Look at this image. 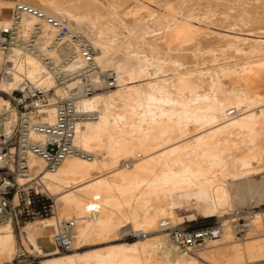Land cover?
<instances>
[{"label": "bare ground", "instance_id": "obj_1", "mask_svg": "<svg viewBox=\"0 0 264 264\" xmlns=\"http://www.w3.org/2000/svg\"><path fill=\"white\" fill-rule=\"evenodd\" d=\"M133 1L31 0L25 4L48 16L67 19L73 31L89 38L96 51L98 67L115 70L121 87L110 94L99 93L73 104L75 111L70 117H77L73 140L77 153L71 154L54 170H45V163L40 158L29 160L36 173H43L42 187L60 202L61 213L73 214L79 220L76 242L80 244L94 236L104 238L119 232L127 225L136 233L155 231L158 226L162 227L163 221L175 227L174 210L192 201L202 206L203 214L209 217H222L233 201L253 206L251 208L264 205V178L261 182L255 178L264 170V27L257 28V24L264 23V18L255 16L245 20L248 28L230 35L236 33L228 26L223 29L226 34L202 32L200 27L192 25L189 16L181 20L162 16L161 22L167 24L160 37L165 54L176 49L184 51L192 41L213 44L223 40L227 50L225 60L236 56L243 58L233 65L227 63L207 69L205 74L200 71L201 76H208L207 83L206 80H194L192 74L177 73L169 79L136 85L150 76L149 55L143 56L133 48L132 40L126 41L127 37L122 36L120 47L116 49V39L104 41L102 30L90 38L92 33L89 31L98 19H103L110 31L121 28L130 36L132 30L128 20L138 25L142 12H147L148 15L145 14L150 17L156 15L143 2H136L132 7ZM226 1L228 4L237 2V5L240 1L247 5L248 1H253L254 4L249 3L253 6L251 9L264 10V0ZM14 7L12 2L0 0V26H11ZM244 12L247 14L248 11L241 13ZM91 13L96 19L90 17ZM36 24L43 26L37 39L39 57L26 55L24 62L28 68L25 74L33 79L38 75L44 78L53 71L65 75L78 73L83 66L80 54L72 61L64 62L74 48L68 41L52 48L55 33L47 24L24 16L20 24L23 36L27 37ZM119 35L121 37L122 32L113 38ZM246 45L250 46V52L244 51ZM155 50L158 53L159 50ZM115 51L117 55H114ZM185 57L189 59L188 55ZM190 58L193 60L195 53L192 52ZM46 60L55 65L48 73ZM161 61L156 62L158 70L164 68L167 60ZM210 61L218 62V56L213 54ZM173 66H178V62L174 61ZM46 80L52 85V78ZM98 83L104 85L103 81ZM0 101L2 107L4 101ZM232 110L238 111L232 116L234 118L229 116ZM44 113L47 115L45 123L54 125L57 110L50 107ZM130 159H135L132 169L122 171L131 165L122 162ZM117 167L120 170H114L111 177L92 178ZM187 219L194 220L195 217L188 216ZM41 226L40 230L46 231L54 226V221L45 220ZM263 227L264 223L257 219L250 229L254 234L250 239L263 238L258 236ZM28 235L35 248L46 257L37 243L38 233L29 230ZM225 241L223 238V244L219 245L227 246ZM155 243L168 245L166 237L157 238ZM14 244L8 223L0 230V261L10 257ZM152 250L147 244L116 245L107 248L106 252L64 255L42 264H153ZM209 255L217 260L237 263L246 258L248 264H264V240L254 241L244 248L233 246L214 250Z\"/></svg>", "mask_w": 264, "mask_h": 264}, {"label": "built area", "instance_id": "obj_2", "mask_svg": "<svg viewBox=\"0 0 264 264\" xmlns=\"http://www.w3.org/2000/svg\"><path fill=\"white\" fill-rule=\"evenodd\" d=\"M24 16H30L47 24L55 33L54 44L68 41L74 51L64 62L72 61L78 55L83 61L78 73L65 75L51 70L55 67L50 60L45 61L46 73L42 78H29L25 73L26 55L38 58L37 39L43 30L36 24L27 37L23 36L20 24ZM49 48V49H52ZM0 100L4 105L0 110V230L12 223L21 214V206L32 211L33 216L43 218L47 209L36 211L33 203L39 197L27 191L33 187H42L41 173L31 168L29 160L40 158L46 168L54 170L71 154L73 148L75 121L70 117L75 111L73 104L88 98L95 91L111 88L114 84L112 73L102 72L95 58L96 51L86 37L73 31L65 18L48 16L42 11L22 4L14 7L11 26H0ZM106 75H110L107 77ZM52 78L49 85L47 78ZM107 77V80H106ZM104 82L101 85L98 82ZM57 110L54 125H47L44 113L48 108ZM232 110L229 116H236ZM264 174V170H263ZM31 185L29 188L26 186ZM227 223H208L198 227L179 225L172 227L168 221L162 228L168 232V238L178 255L186 256L209 243L221 239L229 229L236 237L245 238L253 223L259 219L264 223V206L245 209ZM76 220L58 223L52 235L53 244L62 251H72L75 243Z\"/></svg>", "mask_w": 264, "mask_h": 264}, {"label": "rangeland", "instance_id": "obj_3", "mask_svg": "<svg viewBox=\"0 0 264 264\" xmlns=\"http://www.w3.org/2000/svg\"><path fill=\"white\" fill-rule=\"evenodd\" d=\"M5 1L12 2L15 6L19 3L26 4L27 2H31V0H26L27 2L23 0L21 1L20 0H5ZM155 1L156 2H152V3L145 1V0H134L133 1L132 7L137 4L136 2H143L145 3L146 6L150 8V10L155 11L156 15L150 17V16H147L148 15L147 12L145 11L142 12L141 24H138V25L135 24L132 20H128L127 21L128 27L132 30L130 36L127 31L125 30L123 31V29L118 28V27H117L118 29L115 32L110 31L108 29V26L106 25L107 24L106 21H104L103 19H98L97 20L98 22H96L94 20L96 19L95 14H92V13L90 14V17L95 16L93 17L94 18L93 21L96 22V23L94 22L95 23L94 28H91L89 30L90 33H92L90 34V38H93L95 33H97L99 30H102L103 31L102 37L104 41L106 39L108 41H110V39L117 40V42H115L116 49H117L118 47H120L122 36H124L125 39L127 37L126 41H130V39L132 40V44H133L132 47L137 49L141 54L143 53L142 54L143 56L149 55L150 62L148 63V65L150 66H148V71H149L148 73H150V76L152 75V77L149 76L148 78H145L142 81L137 82L136 85H144L148 82H154L155 80L161 81L163 79H169V78H172V76L177 73L192 74L194 80H203V81L206 80V83H207L208 76L207 75L201 76L199 74L200 71L203 72L202 74H205L207 69H213L215 66L225 65L227 63L233 65L234 63L238 61L240 62V59L243 58V57L236 56V58L225 60L224 57L225 56L227 57V55L225 54L227 50L225 48L226 43L223 40L221 42H214L213 44L206 42V41H201L200 44H198L192 41L188 46L184 48L185 49L184 51H179L180 49L178 50L176 49L168 55L165 54L166 53L165 45L160 40V37L164 31V27L167 24H165L166 21H164L165 22L164 24L161 22L162 16L168 19L172 17L177 20H181L182 18L184 19L187 16H189L190 18L189 17L188 18L190 22L193 23L192 25L198 28L200 27L199 30L201 29L200 31L202 32L207 31V32H217V33L226 34L225 32H223L224 31L223 29H225V27L228 26L229 28L234 29L236 33V34H230V35H237L241 32V30L247 29L248 28L247 26L249 25H247L246 21L248 19L255 17V16L264 18V10L258 12L254 8L251 9L253 6H250L249 3L254 4L255 2L253 1H250V2L248 1V5L246 3L243 4L241 1L238 3V5H237V2L234 3L233 1L229 2L228 4L226 0H218L220 2V5L217 0H215L216 1L215 3L214 1L212 2V0L211 1H208V0H195V1L193 0H190V1L189 0H163V1L155 0ZM208 2L209 3L212 2L211 4L213 5L214 8L211 7V4H209ZM198 3L201 5H199ZM215 4L219 7H217ZM230 4L232 5L230 6ZM228 5L230 9L228 8ZM243 11H248V12L247 14L246 12H244L243 14L245 15H243L241 13ZM145 13H147V15ZM191 16H194V17H191ZM238 23L241 27L237 25ZM261 26L264 27V23L260 24L259 26L257 24V28ZM116 32L119 34L122 32L123 35H121V37L119 35L116 38H113L115 35H117ZM155 49H157V51L159 50L158 53L156 52ZM243 49L245 52L251 51V48L249 45L243 46ZM212 50H214L215 52L211 53ZM192 52L195 53V58H193V60L190 58ZM117 54L118 53H116L115 51L114 55H117ZM213 54L218 56L219 61L216 63H212V61H210L212 60ZM186 55H188L189 59L185 57ZM2 56L3 54L0 53V60ZM170 59H171V62H170ZM158 60H162V61L167 60L166 63L164 64V68L161 70L157 69L156 62ZM174 61L178 62V66H176L175 68L173 66ZM100 70L102 72L113 74L114 79H112L111 82L114 84V86L111 88H103V89H100L99 91H95L91 96H89V98L99 93L110 94L111 92L121 89V87L118 85L117 72L115 70L113 69L103 70L102 68H100ZM108 70L110 71L108 72ZM262 81L264 83V77ZM262 90L264 91V85L262 87ZM0 104H2L1 101H0ZM230 118H234V117H230ZM192 135L195 136V133ZM132 160L134 161L135 159H130L128 161L122 162L125 164L127 163L131 164L130 166L123 168L122 171H125V170L129 171L132 169V166L135 164ZM45 170H48V168ZM114 170H120V169L118 167L115 169H110L103 173H100V175L95 174L94 177L92 178H96L98 176H102V177L105 176V178L111 177L113 176ZM41 176H44L43 173L41 174ZM255 178L256 180H259V182L263 181L262 180L264 178L263 172L260 173ZM221 183L225 184V182L223 181H221ZM30 186L31 185L29 184L28 186H26V188H29ZM33 188L34 189H29L27 192L30 194H34L35 190H37L39 192V197L49 202V208L47 209V212L44 214L43 218H41L39 216H33L32 211L30 209L27 210V208H25L24 206H21V209H20L21 214H18L17 219H15L11 223L12 234H13L14 241H15V244H14L15 249L10 255V257L8 255L6 257L7 259L6 258H4L5 260L2 259L0 261V264L1 263L2 264H42L44 263L45 260L48 261L52 258H57V257H61L64 255L106 252L107 248H110L111 246H116V245L135 246V245H140V244H147L149 248H153L151 252L152 254L151 259L153 260L152 262L153 264H157V263L158 264H188V262L189 263L194 262L195 264H246L247 263L246 258H243V261H239L236 263L234 261L227 260V259L217 260L213 257V255L208 256V254H210V252H213L214 250L215 251L219 249L222 250L226 248H231L233 246H239L240 248H244L245 245L250 244L254 241L262 240V239L264 240V227L262 229V232L258 234V236H262L263 238H257V239H250L254 236V234L251 233V231H249L248 235L245 238H238L229 229H227L223 237L224 239H226L224 243H226L227 246L222 247V245H219V244H223L222 242L223 238H221L219 239V241L211 242L207 246L203 248H199L189 255L182 256V255H178L175 252L172 244L169 241L168 232L165 231L161 226H158V228L155 231H149V232L140 231L136 233L132 230V228H130L131 227L130 225H127L125 228H122L121 231L119 232L116 231L114 233H110L108 236H105L106 238L105 237L100 238V237L94 236L90 238V240L82 244L76 242L77 240L75 239V243H74V247L72 251H62L58 249L51 240L52 239L51 237L55 233V229L58 223H61L67 220H76L77 222L76 228H77L79 220H77L73 214L63 215L61 213L60 202L57 201L55 197L50 196L49 193L43 187L34 186ZM263 206L264 205H261L260 207H263ZM251 207L253 206H245V205H241L240 202L233 201L230 209H228L230 211L227 210L225 212L226 214L224 213L222 217H219V216L209 217L203 214V207L196 205L194 201L188 204L183 203L178 207L179 209L176 208V210H174L175 217L177 216L175 219L176 221L174 222V225L175 226L188 225L191 227L192 226L198 227L204 223H227V225H230L231 220L236 217L235 216L236 213L242 212L243 210L249 209ZM188 216H194L195 219L188 220L187 219ZM180 218H182V220H179ZM49 219H52L54 221V226L46 231H41L40 230V228H42L41 223ZM89 219H91L90 216H89ZM76 228H75V237L77 236ZM29 230L30 232L38 233L37 243L42 248L43 252L47 255L46 257L40 254V252L35 248L34 244L31 242L30 238H28ZM159 237L161 238L166 237L168 245L166 246V245L156 244L155 240H157V238ZM212 246L215 247L216 249H212L213 248ZM53 252H55L54 255H50V256L48 255ZM204 253L207 255L205 256Z\"/></svg>", "mask_w": 264, "mask_h": 264}, {"label": "trees", "instance_id": "obj_4", "mask_svg": "<svg viewBox=\"0 0 264 264\" xmlns=\"http://www.w3.org/2000/svg\"><path fill=\"white\" fill-rule=\"evenodd\" d=\"M33 208L36 210V211H42L44 209H48L49 208V202L38 197L36 202L33 203ZM204 224H208V223H204Z\"/></svg>", "mask_w": 264, "mask_h": 264}]
</instances>
